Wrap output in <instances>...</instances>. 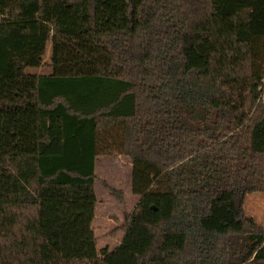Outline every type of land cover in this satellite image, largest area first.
Returning <instances> with one entry per match:
<instances>
[{
	"label": "trees",
	"instance_id": "obj_1",
	"mask_svg": "<svg viewBox=\"0 0 264 264\" xmlns=\"http://www.w3.org/2000/svg\"><path fill=\"white\" fill-rule=\"evenodd\" d=\"M113 154L141 200L109 251L93 222ZM250 192L264 0H0V264H264Z\"/></svg>",
	"mask_w": 264,
	"mask_h": 264
},
{
	"label": "rangeland",
	"instance_id": "obj_2",
	"mask_svg": "<svg viewBox=\"0 0 264 264\" xmlns=\"http://www.w3.org/2000/svg\"><path fill=\"white\" fill-rule=\"evenodd\" d=\"M51 46L45 55V64L39 68H30L31 73L47 74ZM97 206L93 229L98 238V249L113 250L123 237V229L129 216L141 198L132 193L131 157L119 154L98 156L96 161ZM114 188L121 192L120 198L113 194ZM243 212L255 220L264 229V192H250L245 196Z\"/></svg>",
	"mask_w": 264,
	"mask_h": 264
}]
</instances>
